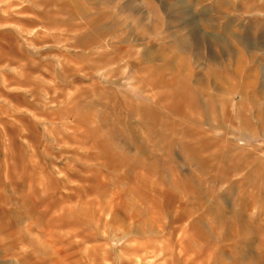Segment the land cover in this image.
Returning a JSON list of instances; mask_svg holds the SVG:
<instances>
[{
    "label": "rangeland",
    "instance_id": "obj_1",
    "mask_svg": "<svg viewBox=\"0 0 264 264\" xmlns=\"http://www.w3.org/2000/svg\"><path fill=\"white\" fill-rule=\"evenodd\" d=\"M0 264H264V0H0Z\"/></svg>",
    "mask_w": 264,
    "mask_h": 264
}]
</instances>
